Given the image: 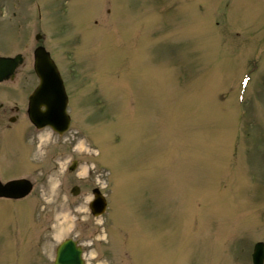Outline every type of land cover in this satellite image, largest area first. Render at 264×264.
Returning <instances> with one entry per match:
<instances>
[{
  "label": "rangeland",
  "instance_id": "rangeland-1",
  "mask_svg": "<svg viewBox=\"0 0 264 264\" xmlns=\"http://www.w3.org/2000/svg\"><path fill=\"white\" fill-rule=\"evenodd\" d=\"M36 1L72 124L4 138L20 145L4 163L29 164L34 190L10 210L0 201V264L54 261L68 237L87 264H252L264 242V0ZM10 37L0 30V47ZM95 186L110 201L98 218L86 210Z\"/></svg>",
  "mask_w": 264,
  "mask_h": 264
},
{
  "label": "flooded vegetation",
  "instance_id": "flooded-vegetation-1",
  "mask_svg": "<svg viewBox=\"0 0 264 264\" xmlns=\"http://www.w3.org/2000/svg\"><path fill=\"white\" fill-rule=\"evenodd\" d=\"M48 19L49 17L46 18L44 16L41 4L37 3L36 0H0V30L6 31L11 35L9 41L6 42V47H0L4 53H0V56L17 57L20 55L19 64L10 75V78L0 82V91L6 95L0 94V181L3 183L17 179L32 181L31 175L28 176L30 174L29 171L26 173L29 164H21L20 161L11 162L8 165L4 163V159H9L11 153L16 151L12 147L14 145L19 147L20 145L7 146L3 142L6 136L13 138L21 133L23 135L31 127L34 128L30 122L29 113L31 109V94L39 84L35 71V50L38 46H45L51 53L66 86H68L69 77L67 71L57 61L59 59L58 55H54V51L49 48L48 44H45L47 35L41 28L42 25L47 28ZM76 75L78 76V74ZM10 87H12L11 92L8 90ZM10 93L14 94L12 98L5 100L4 98L10 97L7 96ZM30 195L27 197H30ZM24 199L0 197V201H8L6 208L12 203L16 205V203H20ZM7 210L10 209L8 208Z\"/></svg>",
  "mask_w": 264,
  "mask_h": 264
},
{
  "label": "water",
  "instance_id": "water-1",
  "mask_svg": "<svg viewBox=\"0 0 264 264\" xmlns=\"http://www.w3.org/2000/svg\"><path fill=\"white\" fill-rule=\"evenodd\" d=\"M36 56V71L40 77L41 84L32 96V105H35V109L33 107L31 110V120L38 127L50 125L56 131L63 133L68 129L70 124V116L66 111L68 96L64 83L49 53L40 48L37 50ZM10 65L14 67V61L7 58L0 59V79L3 78L1 77L2 75L8 73L9 70L7 68ZM42 105L46 106V111L44 112L40 111ZM27 183L23 180L13 181L5 185L0 183V196H24L31 189L30 184ZM94 204L100 210L96 214L102 213L105 204L103 198L98 194ZM253 262L254 264H263V243L256 245ZM56 264H83L80 248L76 247V244L72 240L65 241L58 248Z\"/></svg>",
  "mask_w": 264,
  "mask_h": 264
}]
</instances>
